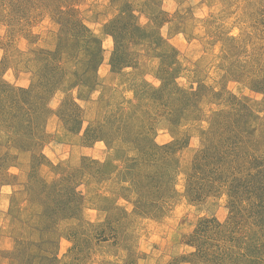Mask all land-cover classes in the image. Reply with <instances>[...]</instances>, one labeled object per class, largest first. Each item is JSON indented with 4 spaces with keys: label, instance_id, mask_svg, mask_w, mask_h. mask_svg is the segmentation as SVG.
<instances>
[{
    "label": "rangeland",
    "instance_id": "rangeland-1",
    "mask_svg": "<svg viewBox=\"0 0 264 264\" xmlns=\"http://www.w3.org/2000/svg\"><path fill=\"white\" fill-rule=\"evenodd\" d=\"M0 264H264V0H0Z\"/></svg>",
    "mask_w": 264,
    "mask_h": 264
},
{
    "label": "trees",
    "instance_id": "trees-1",
    "mask_svg": "<svg viewBox=\"0 0 264 264\" xmlns=\"http://www.w3.org/2000/svg\"><path fill=\"white\" fill-rule=\"evenodd\" d=\"M260 169H261V170H263V168H262V167H261V168H259V170H260Z\"/></svg>",
    "mask_w": 264,
    "mask_h": 264
}]
</instances>
